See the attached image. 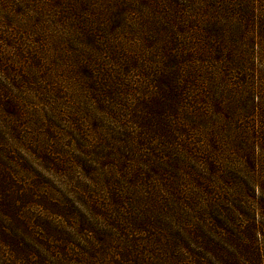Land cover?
I'll use <instances>...</instances> for the list:
<instances>
[{
    "label": "trees",
    "instance_id": "obj_1",
    "mask_svg": "<svg viewBox=\"0 0 264 264\" xmlns=\"http://www.w3.org/2000/svg\"><path fill=\"white\" fill-rule=\"evenodd\" d=\"M7 1L62 94L76 16L89 15L81 72L103 101V247L116 261L264 264V0ZM9 209L0 248L28 258L6 225L30 226Z\"/></svg>",
    "mask_w": 264,
    "mask_h": 264
},
{
    "label": "rangeland",
    "instance_id": "obj_2",
    "mask_svg": "<svg viewBox=\"0 0 264 264\" xmlns=\"http://www.w3.org/2000/svg\"><path fill=\"white\" fill-rule=\"evenodd\" d=\"M12 11L0 0V222L10 206L26 219L27 230L19 220L6 226L29 257L0 248V264H119L117 249L103 247V101L81 72L92 48L79 20L89 15L76 16L71 87L62 94L52 67L53 77L26 50L31 35Z\"/></svg>",
    "mask_w": 264,
    "mask_h": 264
}]
</instances>
